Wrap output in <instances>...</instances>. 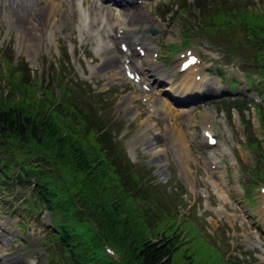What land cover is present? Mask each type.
Returning a JSON list of instances; mask_svg holds the SVG:
<instances>
[{
    "label": "rangeland",
    "instance_id": "1",
    "mask_svg": "<svg viewBox=\"0 0 264 264\" xmlns=\"http://www.w3.org/2000/svg\"><path fill=\"white\" fill-rule=\"evenodd\" d=\"M197 1L201 0H146L148 4L122 13L101 0H75L73 8L66 0H36L28 25L32 51L27 47L19 50V30L11 28L0 13V96L9 94L14 80L25 78L32 88L35 82L53 81L56 72L66 79L86 81L94 90L91 95L98 103V116L108 120L130 161L143 166L140 173L156 186L152 188L155 194L145 190L148 201L142 204L151 214L150 223L156 225L150 233L177 235L172 263L264 264V175L256 176V170L264 174V163L248 145L256 137L264 151V118L260 114L261 107L264 114V67L258 65L251 43L264 36V0H221L222 8L230 10L229 22L212 35L204 31L207 22L198 9H180L183 2L193 5ZM202 1L205 11L217 10L218 0ZM136 10L148 13L154 21L148 23L144 15L132 23L122 18ZM122 21L150 37L145 42L151 50L156 47L155 65L164 68L175 82L170 80L166 90L182 100V94L174 89L185 78L177 66L181 55L190 49L201 59L196 64L200 74L216 85L217 98L202 95L197 102L177 105L167 94L160 96L159 85L152 84L156 90L147 93L125 78L118 59L116 66L100 72L103 51L118 48L113 33ZM131 49L135 52L134 46ZM219 70L222 80L217 77ZM166 78L155 76L149 83ZM233 78L236 81L232 80L228 89ZM185 79V94L190 92L191 99L202 94L192 91V79ZM36 93L39 95V90ZM13 96L21 95L17 91ZM126 96L131 97L130 108ZM235 97L242 102L240 108L246 107L241 112L221 103ZM164 102L170 109L163 107ZM103 103L105 110L101 109ZM155 103L163 112L154 109ZM205 128L217 137L214 147L205 144ZM152 133L158 138L150 141ZM66 179L71 178L66 176L64 183H68ZM14 188L5 191L0 187V232L8 230L6 240L0 243V264H6L4 257L11 255V264H21L17 258L23 264L47 263L46 248L51 244L45 234L50 230L51 213L24 212L19 196L29 195L22 190L14 194ZM163 209L169 214H163ZM78 225L76 222L77 231H81ZM107 251L112 254V247L107 246L109 254ZM94 257L106 260L100 249Z\"/></svg>",
    "mask_w": 264,
    "mask_h": 264
},
{
    "label": "trees",
    "instance_id": "2",
    "mask_svg": "<svg viewBox=\"0 0 264 264\" xmlns=\"http://www.w3.org/2000/svg\"><path fill=\"white\" fill-rule=\"evenodd\" d=\"M222 5L218 0L217 10L205 11L201 0L193 5L183 2L180 9H198L207 22L204 31L212 35L228 25L230 10ZM251 43L258 65L264 67V36ZM35 83L31 88L25 78L14 80L9 94L0 96V187L27 193V198L19 196L26 213H51L45 234L51 244L46 248L49 260L43 264L54 260L58 264H173L177 235L150 233L156 225L150 223L151 214L142 204L148 201L145 190L153 194L156 186L140 173L143 166L130 161L108 120L98 116L91 85L57 72L53 81ZM17 91L19 98L13 96ZM240 103L223 101L228 109L241 112L246 107L240 108ZM105 108L103 103L101 109ZM262 111L261 107L264 118ZM248 145L264 163L261 142L255 137ZM63 175L71 178L68 183ZM263 175L256 170V176ZM103 243L113 247L120 259L108 257ZM98 249L106 260L94 257Z\"/></svg>",
    "mask_w": 264,
    "mask_h": 264
},
{
    "label": "bare ground",
    "instance_id": "3",
    "mask_svg": "<svg viewBox=\"0 0 264 264\" xmlns=\"http://www.w3.org/2000/svg\"><path fill=\"white\" fill-rule=\"evenodd\" d=\"M36 3H37L36 0H0V13L6 17L8 25L11 28L15 27L19 30V35H18V45H19L18 48H19V50L22 47H27V49H29V51H32V49H33V48H31L33 38L30 37V33L28 32V25L30 23L31 16L34 14L33 10H34V7L36 6ZM79 3H81V1H79ZM71 4L74 6V0H71ZM80 5H82V4H80ZM52 6L54 7V4H52ZM52 9H53L52 7H50L48 9V11H50L49 12L50 15L46 18L47 21L51 16ZM11 14H13V17L15 19H13ZM142 15L145 16V19L148 23H152V21H154L152 19V17L148 16L147 13L143 14L139 10H136L135 12H128V13L122 15V18L127 19L128 22L132 23L134 21H137V19L142 18ZM93 22H96V21H93ZM120 23H119L120 25L117 26L118 30L115 31V33L113 34L114 35V37H113L114 41H120V44L122 42L127 41L130 44V40H132L131 38H132V36H134L133 39L139 40L141 44L147 46V44H146L147 42H145V41L146 40L150 41L151 39L149 36L146 37L145 31L140 32L138 30V27L137 28L129 27L123 21ZM119 28L122 29L121 33H118ZM104 31H106V30H104ZM40 39H41V37H40ZM120 44H119V47H120ZM137 44H139V43H137ZM154 48H156V47L154 46L153 49ZM114 49H115V52H114ZM114 49H109V50L106 49L105 51H103V62L100 65V67L98 68V70L100 72L105 71L106 69H108L111 66H116V60L118 59V63H120L121 65L124 66V62L127 61L128 65L133 70L140 72V74L142 75V76L140 75L141 76L140 81L143 84H146V82H144L143 80H144V76H147V74H149L150 77H153L154 79H155V76H159L161 78H163V77L169 78L166 70H163L159 65L158 66L155 65L157 63L155 60H153V59H150V61L146 60L145 64H143L139 61V57L137 56V54L135 52H133L132 50L121 53L116 48H114ZM179 67H180V64L178 65V68H177L178 71H179ZM196 67H197V65H194L190 69L188 68L187 70H185L184 72H181L180 74H182L183 77H185V78L193 80L192 91L203 94V92H207L208 90H211L210 89V83H209L210 77L205 76V75H201L197 79L194 74L192 75L193 70ZM196 74H198V73H196ZM185 78L183 79V82L181 84H178V85L176 84L174 86V89L179 94H181V92H182V95H184L186 93L184 83L188 82ZM148 81H149V79H148ZM148 84L151 85V87H150V92H151L153 90V87H152L153 85H152V83H149V82H148ZM208 84H209V86H208ZM189 99H191V98L189 97ZM125 100L128 102V103H126L127 108H130L131 97L126 96ZM147 100H148V103H151L149 99H147ZM185 101H187V100H185ZM154 105L156 106L154 109H157V111L162 110V112H163V107L166 109H168V108L170 109V106L168 104H166V102H164L163 107L161 109L159 108L158 104L156 105V103H155ZM186 111H188V110H186ZM169 114H171V112H169ZM204 132L206 134L213 133L212 130L208 129V128H205ZM156 138H158V136H156L154 133H152L151 137H150V141L154 140V139L156 140ZM155 158H157V155L155 156ZM159 171L161 172L162 168H160ZM10 257L11 256L4 257L6 264H11L10 263V261H11Z\"/></svg>",
    "mask_w": 264,
    "mask_h": 264
}]
</instances>
